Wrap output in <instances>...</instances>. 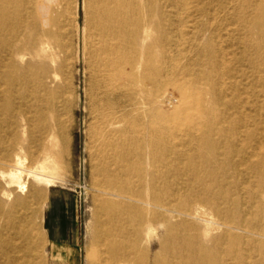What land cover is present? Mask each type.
I'll return each mask as SVG.
<instances>
[{"label":"rangeland","instance_id":"rangeland-1","mask_svg":"<svg viewBox=\"0 0 264 264\" xmlns=\"http://www.w3.org/2000/svg\"><path fill=\"white\" fill-rule=\"evenodd\" d=\"M109 6L0 0V264H264V0Z\"/></svg>","mask_w":264,"mask_h":264},{"label":"bare ground","instance_id":"bare-ground-1","mask_svg":"<svg viewBox=\"0 0 264 264\" xmlns=\"http://www.w3.org/2000/svg\"><path fill=\"white\" fill-rule=\"evenodd\" d=\"M110 0H97L99 4V10H101L102 15L97 20V27L101 29L102 31H108V29L114 30V24H113V17H114V10H111L109 6ZM183 7V6H182ZM180 27V26H179ZM110 32V30H109ZM102 37V35H99V38ZM166 68L164 69V71ZM165 73V72H164ZM168 74V73H167ZM166 75V74H165ZM168 84V83H167ZM161 88V87H160ZM179 99V98H178ZM174 100V99H173ZM12 178L22 187L24 186L23 183L19 182L20 175L19 173H12ZM147 255V250L145 251V256ZM144 264H147L146 262Z\"/></svg>","mask_w":264,"mask_h":264},{"label":"crops","instance_id":"crops-1","mask_svg":"<svg viewBox=\"0 0 264 264\" xmlns=\"http://www.w3.org/2000/svg\"><path fill=\"white\" fill-rule=\"evenodd\" d=\"M50 236H51V234L49 233L48 234V237L50 238ZM49 240V239H48ZM58 240H60V239H58ZM56 238L54 239L53 238V240H52V242H51V248H50V250H51V252L53 253V254H61V252H60V247L61 246H58V244L56 243L57 241H58ZM57 245V246H56ZM61 251H63V250H61ZM64 252V251H63ZM68 254H69V252H68Z\"/></svg>","mask_w":264,"mask_h":264}]
</instances>
